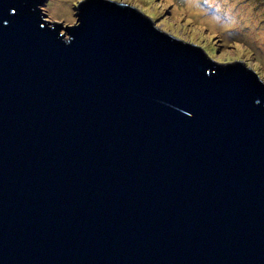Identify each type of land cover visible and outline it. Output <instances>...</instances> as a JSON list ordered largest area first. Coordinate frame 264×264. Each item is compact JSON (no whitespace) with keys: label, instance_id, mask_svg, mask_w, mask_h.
<instances>
[{"label":"water","instance_id":"1","mask_svg":"<svg viewBox=\"0 0 264 264\" xmlns=\"http://www.w3.org/2000/svg\"><path fill=\"white\" fill-rule=\"evenodd\" d=\"M0 0V264H264V80L137 6Z\"/></svg>","mask_w":264,"mask_h":264},{"label":"rangeland","instance_id":"2","mask_svg":"<svg viewBox=\"0 0 264 264\" xmlns=\"http://www.w3.org/2000/svg\"><path fill=\"white\" fill-rule=\"evenodd\" d=\"M81 1L44 0L43 9L64 26L74 25ZM116 1L137 6L166 32L198 43L218 60L245 61L264 80V0ZM211 10H219L217 20Z\"/></svg>","mask_w":264,"mask_h":264},{"label":"bare ground","instance_id":"3","mask_svg":"<svg viewBox=\"0 0 264 264\" xmlns=\"http://www.w3.org/2000/svg\"><path fill=\"white\" fill-rule=\"evenodd\" d=\"M205 11L207 12V14H209V10L207 8H205ZM210 17L213 19V20H217L219 18V10H211V15Z\"/></svg>","mask_w":264,"mask_h":264}]
</instances>
